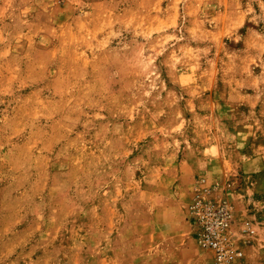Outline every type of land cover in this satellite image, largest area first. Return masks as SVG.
Wrapping results in <instances>:
<instances>
[{
    "label": "rangeland",
    "instance_id": "374dc122",
    "mask_svg": "<svg viewBox=\"0 0 264 264\" xmlns=\"http://www.w3.org/2000/svg\"><path fill=\"white\" fill-rule=\"evenodd\" d=\"M196 196L264 264V0H0V264H172Z\"/></svg>",
    "mask_w": 264,
    "mask_h": 264
},
{
    "label": "built area",
    "instance_id": "2783aa9c",
    "mask_svg": "<svg viewBox=\"0 0 264 264\" xmlns=\"http://www.w3.org/2000/svg\"><path fill=\"white\" fill-rule=\"evenodd\" d=\"M189 218L200 248L211 253L213 264H237L242 250L237 247L233 226L236 216L227 201H212L196 196L189 206ZM241 231L253 233L248 221Z\"/></svg>",
    "mask_w": 264,
    "mask_h": 264
},
{
    "label": "crops",
    "instance_id": "0c3cea01",
    "mask_svg": "<svg viewBox=\"0 0 264 264\" xmlns=\"http://www.w3.org/2000/svg\"><path fill=\"white\" fill-rule=\"evenodd\" d=\"M168 232L165 245H167L166 252L171 254L170 261L172 264L175 262L179 264H204L202 257H200V249L193 233L189 215L187 218L183 216L177 226H170ZM205 253L210 254L206 251Z\"/></svg>",
    "mask_w": 264,
    "mask_h": 264
}]
</instances>
